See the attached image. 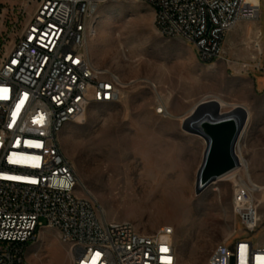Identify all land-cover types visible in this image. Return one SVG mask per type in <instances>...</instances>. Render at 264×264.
<instances>
[{
  "label": "rangeland",
  "instance_id": "rangeland-1",
  "mask_svg": "<svg viewBox=\"0 0 264 264\" xmlns=\"http://www.w3.org/2000/svg\"><path fill=\"white\" fill-rule=\"evenodd\" d=\"M258 5V18L230 31L214 62L201 60L194 43L164 37L153 9L138 0L103 4L88 42L92 62L120 76L122 97L69 123L62 148L107 218L147 233L173 227L180 264L194 258L206 264L219 243L243 231L233 206L236 181L221 179L196 193L206 142L183 122L201 102H217L224 114L240 106L247 111L237 154L263 187L255 194L262 221L251 236L264 243V0ZM116 150L129 155L118 170L105 158ZM240 177L251 184L243 168ZM74 256L53 228L43 229L28 250L32 264H73Z\"/></svg>",
  "mask_w": 264,
  "mask_h": 264
},
{
  "label": "built area",
  "instance_id": "built-area-1",
  "mask_svg": "<svg viewBox=\"0 0 264 264\" xmlns=\"http://www.w3.org/2000/svg\"><path fill=\"white\" fill-rule=\"evenodd\" d=\"M114 1L0 0V264H32L29 247L45 228L71 245L73 264H180L174 228L147 233L107 218L61 145L65 127L93 105L121 100L120 76L88 53L100 9ZM138 1L153 9L164 37L194 43L205 62L260 12L247 0ZM255 188L235 186L243 231L219 243L206 264H264V243L251 236L262 221Z\"/></svg>",
  "mask_w": 264,
  "mask_h": 264
},
{
  "label": "water",
  "instance_id": "water-1",
  "mask_svg": "<svg viewBox=\"0 0 264 264\" xmlns=\"http://www.w3.org/2000/svg\"><path fill=\"white\" fill-rule=\"evenodd\" d=\"M236 113H221L217 102L199 103L183 122V129L206 142L203 162L198 171L196 193L201 194L224 176L240 167L237 146L248 121L240 106Z\"/></svg>",
  "mask_w": 264,
  "mask_h": 264
},
{
  "label": "bare ground",
  "instance_id": "bare-ground-1",
  "mask_svg": "<svg viewBox=\"0 0 264 264\" xmlns=\"http://www.w3.org/2000/svg\"><path fill=\"white\" fill-rule=\"evenodd\" d=\"M246 3L248 5L252 4V6H256V5H258V0H247ZM163 112H164V110H163ZM242 136H243V134H242ZM128 157H129V155L124 153L122 150H116L112 154L107 155L105 158H107V160L109 161V168L114 169V170H118L119 168L124 166L123 164L125 161H127ZM239 159H240V163H241L240 167L237 170L233 171L232 173L228 174L227 176H224L222 179L223 180L224 179L225 180H234V181H236L235 185L242 184L243 179H241V177H240V170L243 168L246 175L248 176L247 177L248 180L251 183H254L253 184L254 187L256 186V188H255L256 193L261 192L263 187L261 185L260 186L256 185V183L253 181V177H252L251 170H250L251 166H250L249 162L244 157H239ZM168 198H169V200L172 201V197L168 196ZM200 262H202V260L197 259V258H194L192 261L190 260V263H193V264H199Z\"/></svg>",
  "mask_w": 264,
  "mask_h": 264
},
{
  "label": "crops",
  "instance_id": "crops-1",
  "mask_svg": "<svg viewBox=\"0 0 264 264\" xmlns=\"http://www.w3.org/2000/svg\"><path fill=\"white\" fill-rule=\"evenodd\" d=\"M234 36H235V33H234V34H231V35L227 38V40L230 39V41H232V40L234 39Z\"/></svg>",
  "mask_w": 264,
  "mask_h": 264
}]
</instances>
